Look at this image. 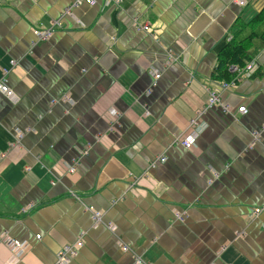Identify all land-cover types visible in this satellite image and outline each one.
Returning a JSON list of instances; mask_svg holds the SVG:
<instances>
[{"label":"crops","instance_id":"1","mask_svg":"<svg viewBox=\"0 0 264 264\" xmlns=\"http://www.w3.org/2000/svg\"><path fill=\"white\" fill-rule=\"evenodd\" d=\"M245 1L0 0V79L9 70L14 93L0 95V264H55L80 239L69 264H264V210L250 217L264 206V49L250 79L227 91L212 80L221 50L264 17V0ZM55 22L38 42L31 29ZM211 92L220 105L187 150ZM63 94L70 103H51Z\"/></svg>","mask_w":264,"mask_h":264},{"label":"built area","instance_id":"2","mask_svg":"<svg viewBox=\"0 0 264 264\" xmlns=\"http://www.w3.org/2000/svg\"><path fill=\"white\" fill-rule=\"evenodd\" d=\"M97 1L99 0H75L74 3L72 4V8L78 7L80 5H88V6H94ZM103 3V6L105 7H110L114 6L118 9H122V3L121 0H101ZM234 4L239 6V7H245L247 2L245 0H233ZM70 8L66 9V13H68ZM54 26L60 27L59 22H55L53 27L51 29H44L42 27H34L31 29L32 34L37 38L38 41L40 42H46L48 41L52 35H53V28ZM135 28L137 31H143L146 33H149L151 31L150 25H136ZM175 59L174 57L169 53L168 54V59L167 63L173 62ZM12 66H14V62L11 63ZM257 67L255 61H250L248 62L243 68L242 67H236V66H230L228 69V73L234 74V78L231 80V82H220L219 83V88L220 91H227L235 87V85L241 80V79H250L252 75L255 73ZM9 73V70H4L3 71V76L0 79V95L5 97L6 99H11L13 97V91L10 89L7 81V75ZM160 75L155 74L154 78L159 79ZM62 102H69V97L67 95H63L60 99ZM54 103V101H53ZM214 105H220V99L218 96L217 92H211L208 96L207 103L205 107L198 111L194 117H192L189 122H188V134L182 138L180 141V145H182L185 149L190 150L191 148L194 147L197 138L200 136V134L203 132L205 129V125H203L201 118L202 116L206 113L208 109L213 107ZM221 108L225 111L229 110L228 106H221ZM231 111V110H230ZM237 112L241 114L246 113V109L244 107H239ZM111 114H116L115 111H111ZM25 132H17L15 134V144H20ZM259 141V135L254 134L253 135V142ZM83 154H86V152H83ZM160 161H164L163 158L160 159ZM154 164L150 165V168H153ZM75 170V167L72 166L69 168V173H73ZM85 210L90 213L93 224L95 226L98 225H104L110 232H115L116 227L112 223H103L102 218H103V213L100 211L95 210L93 207H85ZM264 210L263 207H259L256 209H253L251 216L250 217H255L259 215L262 211ZM176 218L179 221H182L181 215L176 214ZM39 239V236H37ZM117 243L119 247L127 252L129 251V248L120 240L117 238ZM4 244L8 247V249L13 252V253H22L26 245L23 243H20L19 241H16L14 239H10L8 237H5L4 239ZM83 241L80 239L77 243L73 245H66L60 249V251L57 254V259L55 264H69L70 260L78 253L79 249L82 247ZM135 264H144L141 262L139 259L135 260Z\"/></svg>","mask_w":264,"mask_h":264},{"label":"trees","instance_id":"3","mask_svg":"<svg viewBox=\"0 0 264 264\" xmlns=\"http://www.w3.org/2000/svg\"><path fill=\"white\" fill-rule=\"evenodd\" d=\"M262 14L254 18L248 25L251 26V34L243 41L233 42L224 47L220 52V61L212 80L215 82H231L234 74L228 73L230 66L244 67L255 59L257 54L264 49V34L261 30H255L252 26L263 24ZM253 77V76H252Z\"/></svg>","mask_w":264,"mask_h":264}]
</instances>
